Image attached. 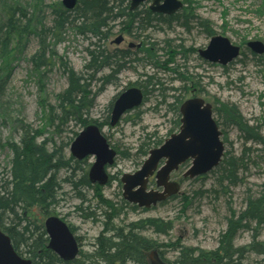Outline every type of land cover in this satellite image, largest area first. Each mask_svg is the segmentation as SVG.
I'll use <instances>...</instances> for the list:
<instances>
[{
	"label": "rangeland",
	"instance_id": "rangeland-1",
	"mask_svg": "<svg viewBox=\"0 0 264 264\" xmlns=\"http://www.w3.org/2000/svg\"><path fill=\"white\" fill-rule=\"evenodd\" d=\"M11 1H18L27 15L31 14L34 17L36 28L33 33L22 37L15 46V42L13 43L14 52L10 55L7 68L0 57V142L18 144L25 128L39 129L42 133L37 141L47 140L46 147L51 151L54 147L62 146V154L67 158L71 155L70 143L83 126L76 124L74 119L59 123V119L55 117V113H60L57 96L68 84L61 62H65L77 74L86 77L84 65L89 61L86 47H90L89 43L94 39L87 40L69 27L64 28L57 36H52L51 32L47 33L46 30L41 29L42 26L45 28L52 26L51 5L61 0H0V24L4 18L6 5ZM181 1L184 4L181 11L186 9L184 11L188 15L207 19L210 27L215 31L214 35L227 37L232 44L241 47L243 54L225 66L204 61L199 56L198 49L206 47L211 36L197 25H192L189 31L176 24L171 28L165 26L149 28L143 31V34H148L145 39L143 36L134 39L126 33V29L121 30L122 26L118 23L112 25V33L104 45L107 50L124 48L129 43L134 44L131 50H135L137 46L141 48L142 39L146 42L145 46L150 47L151 50L149 54L138 52L136 56L144 58L141 62H131L130 66L118 73L115 82L107 83L102 87L95 95L87 117L92 120L105 118L110 114V104L114 98L125 87L143 81L146 75H154L160 80L161 85L153 87L149 85L147 99L142 105L124 114L114 127L104 126V132L111 136L110 142L117 151L130 153L128 158L116 156L113 166L109 169L111 174L120 177L124 173L136 171L146 158H137L136 148L148 140V136L153 133L157 136L150 137V140L157 137L165 140L177 130L173 129L171 113L167 111L166 105L173 100L171 94L183 100L191 97L190 92L183 94L179 91L182 84H188L189 88L192 83L196 95L210 103L212 107L218 105L220 107L222 103L237 106L248 124H261V133L264 135V54L256 55L246 47L250 40H260L264 43V0ZM147 6L148 2H145L138 9ZM39 32L42 35L41 39ZM118 37L122 38L121 43H111ZM166 40L169 46L178 52L174 56V65L172 63L168 65L177 67L176 72L155 67L151 63L153 56L159 62H164L168 58L166 50L169 46ZM42 44L48 49H43ZM43 51H45L43 56L46 65L40 63L38 67L32 57H37ZM48 51L54 52L55 55L51 56ZM253 55L262 56L260 65L255 64ZM2 67L6 68V72L8 71L7 78H4L6 72L1 69ZM108 72L109 68H103L95 73V79L90 80L89 86L92 92L97 91L102 85V80L97 78ZM177 73L189 77L186 83L175 79ZM170 88H175L176 91ZM163 94L166 96L165 103L160 104ZM225 133L227 139L224 144L225 151L237 156L242 142L237 128L229 124L225 127ZM247 145L255 146L252 143ZM10 158L11 151L4 145L0 148V170L9 167ZM94 159L95 157L89 156L88 162ZM186 168L187 165L177 172L178 178ZM68 174L69 172L62 170L57 176L62 180ZM263 181L264 170L258 167L250 168L245 174L243 184L231 187L229 196L214 200L212 194L199 197L196 193L210 187L217 188L212 175L207 174L203 180L198 181L184 179L175 198L169 197L165 203H158L143 213L128 210L129 214L126 218L120 215L114 223L123 225L124 221L131 222L144 217L171 220L173 229L167 236L158 235L151 230L143 233L163 244L178 238L185 246L214 249L219 232L225 228L226 198H229L232 208L238 210L243 207L244 191L246 189H250L251 192L259 191ZM61 185L62 188L57 193L58 201L52 207L50 215L59 216L66 223L74 225L77 228L75 233L85 237L86 242L81 249L90 251L88 246L100 232L102 225L100 222L93 223L90 220L82 222L75 214V206L80 203V199L75 197L71 185L62 181ZM81 191L91 199L90 189L81 188ZM115 192H122V186L119 187L117 180L103 187V195L114 201ZM181 194L191 197V201L184 209L181 207ZM94 202L91 201L92 206ZM83 205L86 206L87 203ZM70 212L74 214L68 215ZM44 218H41L42 222ZM259 239L264 240V229L261 230ZM249 241L250 233L244 231L234 240L236 245L247 244ZM175 256L176 252L173 250L165 252V257L169 260ZM259 260V257L252 254L243 264H259Z\"/></svg>",
	"mask_w": 264,
	"mask_h": 264
},
{
	"label": "trees",
	"instance_id": "trees-1",
	"mask_svg": "<svg viewBox=\"0 0 264 264\" xmlns=\"http://www.w3.org/2000/svg\"><path fill=\"white\" fill-rule=\"evenodd\" d=\"M184 10L170 16L153 13L148 7L130 10L129 0H77L75 7L70 10L65 9L61 1L51 5L52 26L46 28L42 26L43 31L57 36L64 28L69 27L87 40L94 39L90 41V47H86L89 55V61L84 65L86 77L77 74L73 68L61 62L68 84L57 96L60 113H55V117L59 119V123L74 119L80 126H86L91 122H98L100 127L108 125L109 114L101 120H92L87 117V113L93 106L95 95L105 84L115 82L118 73L130 66L131 62L139 63L144 59L136 56L138 52L150 53L151 48L146 47L143 40L148 36L143 34L146 29L161 26L171 28L176 24L189 31L192 25H197L209 36L215 33L207 19L188 15ZM116 23L122 26L121 30L126 29V33L134 39L143 36L141 48L107 50L104 45L112 33V25ZM35 28L34 17L31 14L28 16L18 1H11L6 5L4 18L0 24V57L6 68L10 63V55L14 52L13 47L22 37L33 33ZM39 34L41 35L40 32ZM41 37L42 35L40 39ZM166 44L169 46L167 40ZM41 47L48 49L44 44ZM44 53L45 51L37 57H32L38 67L40 63L46 65ZM176 53L178 52L169 46L166 50L168 58L164 62H159L153 56L151 63L155 67L176 72L177 67L168 66L171 63L174 65ZM48 54L55 55L52 51H48ZM261 59L262 56L253 55L255 64L260 65ZM5 67L1 69L6 72ZM103 68H109V72L97 78L102 80V85L97 91L92 92L89 88L90 80L95 79V73ZM177 74L179 76L175 78L177 80L189 78ZM7 77L8 71L4 75V78ZM134 85L143 89L145 101L148 86L153 87L161 83L154 75H146L143 81ZM170 89L176 91L175 88ZM171 96L173 100L167 103L166 108L171 113L173 129H177L180 125L179 106L183 99L174 94ZM162 98L160 104L165 103V94ZM111 107L112 103L110 111ZM213 114L222 130L224 143L227 140L225 127L229 124L237 128L242 139L240 153L234 156L224 151L219 164L208 173L214 177V185L217 188L210 187L196 192L199 197L212 194L214 200H217L222 196H229L231 187L243 184L245 174L250 168L258 167L264 170V135L261 133V124H248L237 106L233 104L222 103L220 107L214 106ZM22 132L18 144L0 142V148L5 145L11 151L9 167L0 170V230L9 236L15 251L20 256L30 259L32 264H149L147 252L151 249H156L160 257L169 264H243L252 254L259 257V264H264V240L259 239L261 230L264 229V181L259 186V191L251 192L250 189L244 191L243 207L238 210L232 208L229 198H226L225 228L219 232L214 249L185 246L178 238L163 244L145 236L142 231L151 230L158 235L167 236L173 229L171 220L144 217L117 225L114 221L121 215L122 209L116 205L117 200L113 201L103 195L101 186L89 181L87 159L77 160L71 155L64 157L62 146L54 147L52 151L48 150L47 140L37 141L42 133L39 129L27 127ZM155 136H157L155 133L151 134L148 140L136 148L137 158L146 157L151 148L162 144L164 139L160 137L150 140V137ZM248 143L255 146H248ZM115 149L117 155L130 157V153L117 151L116 147ZM62 170L69 174L60 180L57 175ZM206 175L196 177L194 181L203 180ZM61 181L71 185L75 197L80 199L75 211L83 219L93 223L100 222L102 225L100 232L93 239L92 249L81 250L72 262L60 258L48 247V237L41 220L50 215L52 207L56 205L57 193L62 188ZM120 184L119 180V187ZM81 188L91 190V199L87 198ZM176 196L173 195L170 199ZM190 198L186 194L180 195L182 209L191 201ZM91 201H95L93 206ZM83 203L87 205L84 206ZM243 231L250 233V241L247 244L236 245L234 240ZM167 250L176 252L172 260L165 257Z\"/></svg>",
	"mask_w": 264,
	"mask_h": 264
},
{
	"label": "water",
	"instance_id": "water-1",
	"mask_svg": "<svg viewBox=\"0 0 264 264\" xmlns=\"http://www.w3.org/2000/svg\"><path fill=\"white\" fill-rule=\"evenodd\" d=\"M148 8L154 13L171 15L183 8L181 0H129L130 10L149 2ZM77 0H61L65 9H73ZM118 37L113 40L119 43ZM247 47L256 55L264 53V43L251 40ZM240 55V47L222 35L210 38L205 48L199 50V56L208 62L227 65ZM144 94L141 88L131 86L124 89L113 100L109 125L114 126L129 110L139 107ZM180 126L177 132L170 134L164 142L148 151L142 165L132 173H124L121 177L122 195L126 201L139 207L150 208L179 192L180 184L170 180L172 172L190 160L189 167L183 177L193 179L207 174L214 169L224 155V141L210 103L201 97H193L183 101L179 107ZM70 152L78 160L87 155L95 156L89 170L91 182L104 185L108 181L105 168L114 163L116 150L109 146L96 124L85 126L70 145ZM153 176L158 189H147L149 177ZM44 228L48 237V247L60 258H73L78 245L68 225L58 216L50 215L44 220ZM149 264H168L156 249L147 252ZM0 264H32L31 260L20 256L14 249L9 236L0 230Z\"/></svg>",
	"mask_w": 264,
	"mask_h": 264
},
{
	"label": "flooded vegetation",
	"instance_id": "flooded-vegetation-1",
	"mask_svg": "<svg viewBox=\"0 0 264 264\" xmlns=\"http://www.w3.org/2000/svg\"><path fill=\"white\" fill-rule=\"evenodd\" d=\"M148 7V6H147ZM181 11V10H180ZM180 11H178V12H180ZM178 12H176V13H178ZM154 13V12H153ZM157 14H160V13H157ZM175 14V13H174ZM161 15H164V16H170V15H165V14H161ZM171 15H173V14H171ZM122 42V40L119 42V43H121ZM118 43V44H119ZM248 43V42H247ZM132 47H134V44L133 43H129V44H127V47H124V48H120V47H117L116 49H118V50H120V49H123V50H126V49H132ZM140 47V46H139ZM138 46H137V48H139ZM240 47V46H239ZM246 47H247V45H246ZM248 48V47H247ZM199 50L200 49H198V54H199ZM250 50V49H249ZM240 54H241V47H240ZM205 61V60H204ZM181 81H182V83H186L185 81V79H182L181 78ZM133 86H136V85H134L133 84ZM193 86V84L191 83V85H190V87L188 88V84H182V86L179 88V91H181L183 94H185V92H190V94H191V97L190 98H193V97H198L197 95H196V89L194 88V87H192ZM131 87V86H130ZM138 87V86H137ZM126 88H128V87H125L124 89H126ZM140 88V87H139ZM123 89V90H124ZM141 90H142V92H143V89L141 88ZM143 94H144V92H143ZM189 99V98H188ZM186 100V99H185ZM184 100H182V102H183ZM181 102V103H182ZM181 105V104H180ZM180 107V106H179ZM109 120H110V114H109V119H108V125H109ZM96 124L98 127H99V129H100V131H101V133H102V135L106 138V140H107V142H108V144H109V146L110 147H112L113 149H115V147H114V145L110 142V138H111V136L108 134H106L105 132H104V127H100L99 126V124H98V122L96 123V122H91V123H89V124ZM89 124H87V125H89ZM86 125V126H87ZM85 126H83V128H84ZM178 128H179V126H178ZM178 128H177V130H178ZM219 129H220V127H219ZM176 130V131H177ZM221 130V129H220ZM175 131V132H176ZM221 132H222V130H221ZM78 134V133H77ZM76 134V135H77ZM223 134V133H222ZM75 139V138H74ZM73 141V140H72ZM72 141H71V143H72ZM71 143H70V145H71ZM116 150V149H115ZM89 156H93V155H87L86 157H84L83 159H87L88 160V157ZM93 157H95V156H93ZM74 158V157H73ZM74 159H76V158H74ZM82 159V160H83ZM95 160V159H94ZM94 161H92V162H88V164H89V168H88V173H87V177H88V179H89V170H90V167H91V164L93 163ZM185 165H187V167L189 166V161H186L185 163H183L180 167H179V169L177 170V171H174L173 173H171V175H170V180H172V181H176V182H178V183H182L183 181H184V177H183V172H182V176L180 177V178H178V171L183 167V166H185ZM113 166V164L112 165H110V166H107L106 168H105V171H106V174H107V176H108V181H107V183L105 184V185H107V184H109L111 181H116L117 180V184L119 185V180H120V177L119 176H117V175H114V174H111L110 172H109V169H110V167H112ZM89 181H90V179H89ZM91 182V181H90ZM92 184H94V185H96V186H99V183L97 182V181H95V182H91ZM155 185V183H154V179H153V177H149V180H148V183H147V189H149V190H152V189H158V190H161L160 188H156V186H154ZM105 185H103V186H105ZM103 188V187H102ZM114 195L116 196H114V198H115V200H117V204L116 205H118L121 209H122V213H121V216H123L124 218H126V216H127V214H129L128 213V210H130V211H132V212H139V213H143V212H145L146 210H148V209H146L145 207H139V206H137L136 204H132V203H129L128 201H126L125 199H124V197H123V195H122V192L121 193H119V192H115L114 193ZM114 201V200H113ZM160 203V202H159ZM74 213H72V212H70L68 215H73ZM75 214L80 218V220L82 221V222H86V220L85 219H83L82 218V216L81 215H79V213L76 211L75 212ZM46 218V217H45ZM44 218V219H45ZM44 219H43V221H44ZM63 219V218H62ZM64 220V219H63ZM125 223H127V222H125L124 221V224ZM67 225H68V227H69V229H70V231L73 233V235H74V237H75V240H76V242H77V245H78V251H77V253H76V255L73 257V258H71V259H68L67 261H70V262H72L75 258H77L78 257V255H79V252L82 250L81 249V247L82 246H84L83 244H85V237H83V236H80L79 234H76L75 232H76V230H77V228L74 226V225H72V224H69V223H67ZM144 230V229H143ZM144 232H146V231H144ZM142 234H144L143 233V231H142ZM92 244H93V240H92V242L89 244V248L88 249H92ZM84 251H87V250H84ZM164 260V259H163ZM166 263H168L166 260H164ZM169 264V263H168Z\"/></svg>",
	"mask_w": 264,
	"mask_h": 264
}]
</instances>
